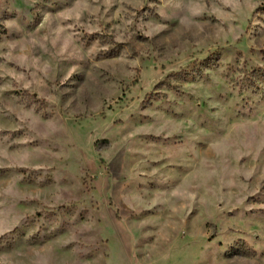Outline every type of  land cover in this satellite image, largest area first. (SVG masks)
I'll return each mask as SVG.
<instances>
[{"label": "rangeland", "instance_id": "rangeland-1", "mask_svg": "<svg viewBox=\"0 0 264 264\" xmlns=\"http://www.w3.org/2000/svg\"><path fill=\"white\" fill-rule=\"evenodd\" d=\"M0 264H264V0H0Z\"/></svg>", "mask_w": 264, "mask_h": 264}]
</instances>
